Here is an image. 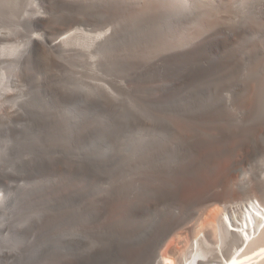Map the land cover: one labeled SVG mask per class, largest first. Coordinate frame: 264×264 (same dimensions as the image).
I'll use <instances>...</instances> for the list:
<instances>
[{
    "label": "rangeland",
    "instance_id": "374dc122",
    "mask_svg": "<svg viewBox=\"0 0 264 264\" xmlns=\"http://www.w3.org/2000/svg\"><path fill=\"white\" fill-rule=\"evenodd\" d=\"M41 6L47 21L37 23L31 21V0H0V77L5 80H0V194L12 201L0 215V240L12 256L0 264H99L93 236L99 143L111 135L122 136L115 145L149 135L158 143L151 156L159 158L165 146L181 142L191 126V92L203 98L194 81L181 90L169 86L166 109L146 100L160 96L159 84L167 88L165 72L176 81L196 56L207 53L210 25L182 23L176 15L170 19L164 15L176 8L150 10L147 0H54ZM76 31L101 36L90 48L73 46L85 57L61 58L49 49L36 54L30 46L31 35L45 37L50 46ZM10 48L19 51L1 56ZM162 119L171 125L169 133L157 126ZM136 120L144 122L134 125ZM122 148L121 181L130 180L131 160ZM197 156L190 154L180 167L194 164ZM223 167L219 162L217 169ZM239 178L246 180L249 173ZM129 202L121 193L110 202L103 220L108 240L131 225L142 226L126 219ZM53 204L56 224L50 218ZM69 215L72 220L62 223ZM66 236L73 245H65Z\"/></svg>",
    "mask_w": 264,
    "mask_h": 264
},
{
    "label": "bare ground",
    "instance_id": "6f19581e",
    "mask_svg": "<svg viewBox=\"0 0 264 264\" xmlns=\"http://www.w3.org/2000/svg\"><path fill=\"white\" fill-rule=\"evenodd\" d=\"M41 1L54 3L31 0L33 22L47 21ZM147 1L150 10L157 6L176 8V12L164 15L170 19L176 15L182 23L207 22L210 33L207 53L196 56L192 68L180 71L176 81L165 72L167 88L161 84L155 87L160 96L150 97L146 104L166 109L165 91L169 86L184 89L188 81H194V90L201 91L203 98L198 91L191 92L190 129L181 142L165 146L159 158L151 156L158 143L149 135L127 137L119 145L115 143L120 135L101 139L95 175L98 205L93 216L98 223L93 235L98 241V263L264 264V0ZM29 37L36 54L49 49L67 59L85 55L75 52L73 46L90 48L101 39L100 35L85 37L76 31L48 46L45 37ZM15 49L2 50L1 56L12 55ZM3 76L1 83L5 81ZM201 107L204 110L198 111ZM141 122L136 120L134 125ZM156 123L169 133L171 125L167 121ZM122 146L128 149L131 160L126 167L130 180L121 181L117 173L123 161ZM192 153L198 155L195 163L182 169L181 164ZM219 162H225L220 171ZM138 168L143 172L133 173ZM244 173H249L248 179L236 180ZM125 184L132 188L126 191ZM120 193L130 199L126 219L142 221V226L131 225L108 240L103 220L110 202ZM5 196L0 194V215L12 202ZM55 205L50 216L54 224L58 222ZM68 220H72L71 215L62 223ZM66 244H74L72 236H66ZM11 256L0 240V261Z\"/></svg>",
    "mask_w": 264,
    "mask_h": 264
}]
</instances>
